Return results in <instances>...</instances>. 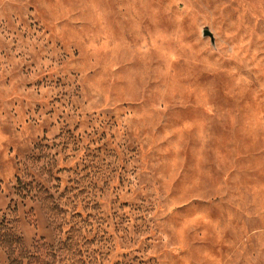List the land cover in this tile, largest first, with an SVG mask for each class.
I'll list each match as a JSON object with an SVG mask.
<instances>
[{"label":"rangeland","instance_id":"obj_1","mask_svg":"<svg viewBox=\"0 0 264 264\" xmlns=\"http://www.w3.org/2000/svg\"><path fill=\"white\" fill-rule=\"evenodd\" d=\"M0 264H264V0H0Z\"/></svg>","mask_w":264,"mask_h":264},{"label":"water","instance_id":"obj_2","mask_svg":"<svg viewBox=\"0 0 264 264\" xmlns=\"http://www.w3.org/2000/svg\"><path fill=\"white\" fill-rule=\"evenodd\" d=\"M202 34H203V36H208V37H210L211 42L213 41V39H212V35H211V33H210L208 30H204V31L202 32Z\"/></svg>","mask_w":264,"mask_h":264}]
</instances>
